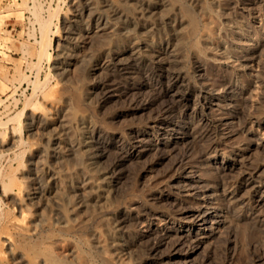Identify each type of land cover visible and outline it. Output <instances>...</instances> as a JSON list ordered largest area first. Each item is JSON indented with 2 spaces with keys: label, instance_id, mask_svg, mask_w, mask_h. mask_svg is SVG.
Returning <instances> with one entry per match:
<instances>
[{
  "label": "rangeland",
  "instance_id": "1",
  "mask_svg": "<svg viewBox=\"0 0 264 264\" xmlns=\"http://www.w3.org/2000/svg\"><path fill=\"white\" fill-rule=\"evenodd\" d=\"M76 1L0 0V264H14L12 258L16 264H264V205L257 206L245 190L240 196L246 200L241 203L238 196L232 202L237 206L227 211L215 187L216 179L224 188L241 183L243 174L248 177L264 163V83L257 86L252 75L258 71L264 79V0H175L174 7L184 5L196 22L184 45L159 21L153 34L116 22L111 34L117 38H146L157 43L156 49H174L176 68L187 74L179 90L191 95L186 108L167 115L173 104L159 91L155 54L151 62L127 64L125 71L109 68L111 56L105 54L113 45L97 34L63 72L58 55ZM94 3L101 7L100 1ZM117 7L124 10L123 3ZM174 7L170 11L179 17ZM140 12V6L129 7V13ZM166 12L159 8L154 19ZM41 24L54 32L49 61L39 53ZM249 56L255 60L251 65ZM229 82L236 91L227 96ZM102 85L110 91L103 92ZM199 89L211 95L204 128L195 115ZM231 101L243 109L242 119L231 115ZM52 106L63 123L55 126L66 152L62 163L50 156L40 132L39 122ZM219 120L230 125L221 134L214 129ZM184 126L186 134L178 130ZM92 127L100 130L98 139ZM155 130L165 135L157 137ZM85 136L91 156L80 151ZM245 143L250 146L243 153ZM209 145L218 156L201 157ZM47 168L58 178L54 195L60 207L47 189ZM252 177L255 185L261 180ZM103 180L102 192L90 189ZM194 184L204 194L193 195ZM30 189L36 191L34 202L27 199ZM71 204L78 210L76 221L63 222L59 209L66 212ZM200 206L217 211L216 219L225 225L213 224L212 233L209 226L204 234L199 231L202 243L188 258L197 240L183 235L178 220ZM150 220L160 228L140 238L137 231ZM164 222L172 225L166 239ZM22 229L29 230L27 235Z\"/></svg>",
  "mask_w": 264,
  "mask_h": 264
},
{
  "label": "bare ground",
  "instance_id": "2",
  "mask_svg": "<svg viewBox=\"0 0 264 264\" xmlns=\"http://www.w3.org/2000/svg\"><path fill=\"white\" fill-rule=\"evenodd\" d=\"M77 1H76L77 4L76 5L74 4V6H73V8H74L73 14L69 17V19H67L68 29H67V31H64L65 35L62 38L64 40V43H63L64 45L61 46V48L59 50V55H58V63L60 65H62L63 72H65L66 68L71 64V61H72L73 57L75 56V54L78 50L85 47V45L88 43V41L92 40V37H94V36L96 37L97 34H103V36L106 35V37L109 38L108 42L111 43V45H113V52L111 51L110 53L107 52L105 54V55H109V57L111 56L109 59L110 61L107 65L109 68L113 67V68H118V70H120V71H125L127 68V64H130V63L134 64L133 62H136L138 59H144L145 61L151 62L150 58L151 57L153 58V55L155 54V55H157L156 57H158V62L154 65V68L156 70L155 75L157 77V82L161 85V89L159 88V91H160V93L163 92V95L165 97H171V101L173 104L172 107H169V109L165 110L166 115L168 113L170 114L173 110L177 109V107H185V105H187V104H185V102H186V99L188 97V94H190V93L189 92L188 93L180 92V90H179L180 86L187 82V74L182 72V71H179L176 68L177 67V66H175L176 60L174 61V57H173L174 55L172 54L174 49H171L172 47L170 48V46L168 47V45H166L167 48H166V46L165 47L163 46L164 47L163 49H161V48L156 49L159 47L157 46V43H155L152 40H149L146 38H145V40H139V39H132L131 40V39H126L127 37L126 38H117V37L113 36V34H111V33H113L112 29H113V26L116 24V22L130 24V25H133V27L135 26V27H138V28L145 30L147 32V34H153V32H154L153 29L156 26V22L159 21L160 24H165V25L170 26L169 28L172 30L171 36L173 38H176V40L178 42H180V43L182 42L181 44H183V39L186 38L185 35L190 37V35L193 34L192 32L195 31V26H196L195 25L196 22L193 21V19H194L193 15H189L190 14L189 11L188 12L183 11L184 9H182V8L184 5L181 7L182 4L179 5V3L177 4V2H176L177 5H175V7H174L173 2H175V0L174 1L173 0H157L155 2H151L150 0H98L101 3V7L99 8L94 3V0H79V2H77ZM121 3L124 4V8H123L124 10H122V11H120L117 7V5L121 4ZM135 5L141 7V12L138 15L136 13H129V7H132ZM161 7L165 8V10L167 12L160 19H154V14ZM173 7H174L175 12H177V13L179 12V17L170 11V10H172L171 8H173ZM181 10L186 14V15H184L182 13L184 18L186 16L188 18L187 19L188 21L185 20V21H187V22H185L186 24L184 23L183 18L180 17ZM187 10L188 9H185V11H187ZM41 25H42V27L39 30L40 31V38H39L40 40L37 41V43H39V47H38L39 53H40L41 58H44L47 61H49L51 59L50 48L52 46L54 32L52 35H50V33L48 32L47 26H44L43 24H41ZM66 28H67V26H66ZM186 39H188V38H186ZM170 42H171V40H170ZM166 44H168V42ZM178 45H179V43H178ZM185 46H186V43H185ZM187 46H188V44H187ZM157 50H160V51H157ZM122 55H128L127 58H125L126 60L121 59ZM118 57H120V58H118ZM249 57H248L247 61L250 62V65H251L253 61L255 62V60L253 57H251V56H249ZM39 60H40V58H39ZM124 60H125V62H124ZM152 61H154V60H152ZM151 66H152V64H151ZM192 66H193V70L195 72H198V67H197L198 65L196 66V64H195ZM258 66L259 65H257V67ZM248 67L250 68V66H248ZM96 68H97V65L94 64V65H92L90 71L92 72L93 70H96ZM134 71H133V73H134ZM252 72H254V71H252ZM249 75H251V73ZM252 75H253L254 79L256 80L255 83H257V86L264 83V79L259 76L258 71L255 73H252ZM124 77H125V75H124ZM188 81H190V80H188ZM232 83L233 82H231V83L229 82L224 87V93L227 96L233 94L236 91V88L233 86ZM102 87H104L102 90L103 92L110 91V88H111L110 86H106V85H104V86L102 85ZM202 90H203V88H202ZM196 93H197L196 97L198 100V102H197L198 106L196 108L197 112L195 113L196 118H197L196 120L198 122V126L204 128V127L208 126V124L206 123V122H208V119L203 115V112L205 111V107H206L205 101L208 100V98H210L211 95L208 97L209 93L206 94L203 91H201L200 89L196 90ZM196 93H195V95H196ZM229 105L231 108V111H230L231 115L237 117L238 119H242L243 118V114H242L243 111L241 112V110H243V109L236 108L232 101L229 103ZM240 105L243 106L244 104L241 103ZM242 106H240V108ZM243 108H244V106H243ZM55 112H56V107L52 106L49 109V111L43 116V120L41 122H39V126H40V130H41L40 132H41L42 137H44L49 144L48 151L50 154H52L50 156L54 157L58 163H60V162L62 163L64 161V157L66 156V152L62 146L61 134L59 131L56 130L55 126L59 124V127H61L63 125V123H62L61 118L56 117ZM77 120L80 122H85V119L83 117H78ZM263 122H264V120H263ZM203 123H205V124H203ZM228 123L229 122L219 120V121H217V123L216 122L214 123V124H216L214 129L216 130V132L218 134H221V133H223V131H225V129L228 128V126H230ZM185 128H186L185 126L182 128L180 127L178 130H181V133L184 134ZM153 129H155V128H153ZM91 131H92L91 132L92 135L95 133L94 134L95 139H98L99 136L96 133L100 132V130L96 127H92ZM155 133H156L157 137H159L161 135H165L164 133H161L159 130H155ZM185 134H186V132H185ZM251 135L258 137V139H259V134L255 133V131H251ZM261 138L262 137H260V139ZM249 146H250L249 144L245 143L244 147L242 149H240V151L245 153L246 151L249 150ZM80 147H81L80 151L82 153H85V155H90V156L92 155L91 145L88 142L86 136H85V140L82 139ZM263 150H264V147H263ZM97 152H99L101 154V152L99 150H97ZM232 153L224 154L223 156L225 158H230V156L240 154V153H238V151L232 152ZM200 154H201L200 155L201 157L209 155L210 157L215 158L216 156H218L219 153L216 151V149L214 147H212V145H209L208 148L203 153H200ZM205 167H207V166H205ZM46 174H47V177H49L48 178V185H47V189L49 191V194L52 195L51 198L54 201V203L59 205V207H60V202H59L60 199L54 195L56 193V191L58 189H60V185L58 183V178H57V176H53V173L49 168H47ZM246 174H248V173H246ZM252 175L260 176V178H261V180L258 183H256V185L254 183V178L252 177ZM187 177H188V175H187ZM240 180L242 181L241 183L237 182L232 187L224 188L225 187V184H223L224 182L217 181V179H216L215 187L218 190H221V192H222V201L221 202H223L225 204L226 210L231 211V210H233V208L235 206H237L236 203L233 204L232 202L239 201L237 199V198H239L238 196H240V194L243 193L245 190L250 195V198L252 200H254V202L257 206L261 205V204L264 205V163L258 164L255 168H253L251 170V174H248V177H246L243 174L241 176ZM105 182L106 181L103 180V182L101 184H96L95 186L91 185L90 189L95 191V192H98V193L102 192L103 188L105 186V184H104ZM193 183H197V182L193 181ZM193 186H194V188H193ZM193 186H192V189L190 188L191 191L194 192L193 195L200 196L199 194H204L203 192H200V193L197 192L198 186L195 187L196 186L195 184ZM7 194L8 193H4V196H6ZM35 197H36V191H34V189H32V190L30 189L29 193L27 194V199L29 201L34 202ZM240 198H241V196H240ZM245 200H246L245 197H243V198H241L240 202L242 203ZM135 205H136L135 202H131L129 205L130 210H133L134 207L133 208H131V207L135 206ZM208 208L200 206V207L193 209L191 211H185L184 213L181 214L180 219L179 220L177 219L178 221H180V222H178L180 224L179 228H185V230H186V232L183 233V235L186 237H189L191 240L192 239L197 240V244L194 246L193 251L191 253L187 254L188 258H190L194 254L195 250L198 249L200 244L202 243L199 239H197L198 235L196 237V234H198L199 231H201V233L204 234L203 231H205L207 229L206 227L209 226V229H208V230H210L209 233L210 232L212 233L214 230L213 224H217V225L222 226V227L225 225V223H224V221H222V219H220L219 221H218V219H216L218 216L217 211H212V210H209ZM59 212L62 216L63 222L64 221L65 222H67V221L75 222L76 221V216L78 214V210L74 204L73 205L71 204L70 206H68V209L66 212H64L60 209H59ZM178 216H179V214H178ZM166 226H167V223L164 222V224H163L164 229H162L163 236L169 233L168 229L172 228L171 227L172 225L170 226L171 228L166 227ZM158 227H159V224L158 225L154 224L153 221L150 220V221H148L142 225L141 229H139L137 231V234L140 238H142V237L146 236V234H150V233L155 232V230L157 232ZM28 231H29L28 229H22V233L24 235H27ZM181 236H179V238ZM163 238L166 239L165 236ZM180 239H182V238H180ZM194 242H195V240H194ZM158 248H159L158 245L153 247L151 249V253L156 252ZM12 262L14 264H16L18 261H16L15 258H12ZM165 264H168V263H165Z\"/></svg>",
  "mask_w": 264,
  "mask_h": 264
}]
</instances>
